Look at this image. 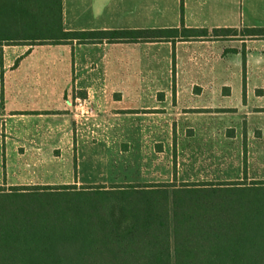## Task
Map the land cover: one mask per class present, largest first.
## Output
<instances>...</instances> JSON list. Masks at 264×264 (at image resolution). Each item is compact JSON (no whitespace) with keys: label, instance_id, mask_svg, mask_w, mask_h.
<instances>
[{"label":"rangeland","instance_id":"rangeland-1","mask_svg":"<svg viewBox=\"0 0 264 264\" xmlns=\"http://www.w3.org/2000/svg\"><path fill=\"white\" fill-rule=\"evenodd\" d=\"M235 8L239 13L246 11L241 0L235 1ZM162 14L153 8L151 28L165 23ZM7 19L3 17V36L21 37L23 27ZM187 40L191 39L178 41ZM211 40L220 42L211 45L210 57L202 58L198 55L201 50L193 49L189 42L180 43L177 52L170 44H153L151 74L136 75L134 81L87 82V96L74 86L67 97L70 127L53 128L52 122L35 123L31 117L16 118L18 121L4 128L0 122V187L73 184L82 189L128 183L264 180V152L260 150L264 146L231 137L232 131L235 135L240 132L230 127L236 120L228 112L216 111L223 107L225 97L215 87L222 88L224 81L206 79L208 71L222 78L221 57L227 54L228 46L246 51L249 45L254 51L255 44L250 37L245 44L236 37ZM11 43L20 41L5 42ZM251 59L250 67L243 70L246 74L255 72L254 52ZM230 64L231 72L241 71L239 59ZM205 87L214 89L212 96L198 95ZM0 212L3 219V207Z\"/></svg>","mask_w":264,"mask_h":264},{"label":"trees","instance_id":"trees-1","mask_svg":"<svg viewBox=\"0 0 264 264\" xmlns=\"http://www.w3.org/2000/svg\"><path fill=\"white\" fill-rule=\"evenodd\" d=\"M3 17L23 27L21 37L3 36ZM244 32L264 35V28ZM207 33L185 26L66 31L63 0H0V46L175 42ZM2 207L0 264H264V180L13 185L0 187Z\"/></svg>","mask_w":264,"mask_h":264},{"label":"crops","instance_id":"crops-1","mask_svg":"<svg viewBox=\"0 0 264 264\" xmlns=\"http://www.w3.org/2000/svg\"><path fill=\"white\" fill-rule=\"evenodd\" d=\"M235 1L63 0L66 31L148 29L151 28L152 10L158 8L165 23L157 28L185 26L206 29L208 33L183 42L110 43L104 40L79 43L74 40L62 43H4L1 128L22 117H31L35 123L50 121L53 128L70 127L71 105L67 97L74 86L81 95L87 96L90 89L87 82L134 81L136 75L151 74L150 64L155 57L153 44L167 43L177 52L180 43L189 42L193 49L201 50L198 55L203 58L210 57L211 45L220 42L209 41L210 37H236L242 44L247 43L249 40L246 39L250 37L255 44L254 51L249 45L246 51L240 46H228L227 54L221 57L224 66L222 78L216 72L208 71L206 79L224 81L222 88L215 87V91L225 97L223 107L216 108V111L228 112L236 120L230 127L240 132L235 135L232 131L231 137H240L243 143L264 146V35H244L246 28H264V0H241L246 5V11L240 13L236 12ZM168 16L174 19H167ZM215 29L234 31L211 36L215 34ZM253 52L257 60L255 72L246 74L243 70L246 65L250 67ZM234 59H239L240 72H231L230 62ZM210 90L205 87L198 91V95L212 96L214 89ZM260 150L264 152L262 147Z\"/></svg>","mask_w":264,"mask_h":264},{"label":"built area","instance_id":"built-area-1","mask_svg":"<svg viewBox=\"0 0 264 264\" xmlns=\"http://www.w3.org/2000/svg\"><path fill=\"white\" fill-rule=\"evenodd\" d=\"M80 105H81V106L83 105L82 102L80 103Z\"/></svg>","mask_w":264,"mask_h":264}]
</instances>
